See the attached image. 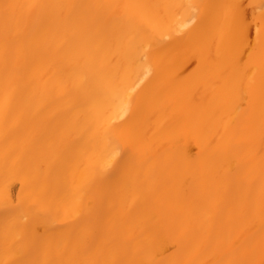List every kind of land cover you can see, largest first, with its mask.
Returning <instances> with one entry per match:
<instances>
[{"label":"bare ground","instance_id":"bare-ground-1","mask_svg":"<svg viewBox=\"0 0 264 264\" xmlns=\"http://www.w3.org/2000/svg\"><path fill=\"white\" fill-rule=\"evenodd\" d=\"M0 264H264V0H0Z\"/></svg>","mask_w":264,"mask_h":264}]
</instances>
